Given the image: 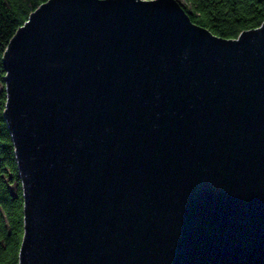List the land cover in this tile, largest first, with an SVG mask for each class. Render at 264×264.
I'll use <instances>...</instances> for the list:
<instances>
[{"label": "water", "instance_id": "95a60500", "mask_svg": "<svg viewBox=\"0 0 264 264\" xmlns=\"http://www.w3.org/2000/svg\"><path fill=\"white\" fill-rule=\"evenodd\" d=\"M0 62L17 264H264V21L47 0Z\"/></svg>", "mask_w": 264, "mask_h": 264}, {"label": "trees", "instance_id": "16d2710c", "mask_svg": "<svg viewBox=\"0 0 264 264\" xmlns=\"http://www.w3.org/2000/svg\"><path fill=\"white\" fill-rule=\"evenodd\" d=\"M47 0H0V61L16 30ZM190 20L223 39L264 21V0H184ZM3 69L0 63V80ZM4 88L0 90V264H17L23 232V200L11 137L3 118Z\"/></svg>", "mask_w": 264, "mask_h": 264}, {"label": "rangeland", "instance_id": "374dc122", "mask_svg": "<svg viewBox=\"0 0 264 264\" xmlns=\"http://www.w3.org/2000/svg\"><path fill=\"white\" fill-rule=\"evenodd\" d=\"M179 3L181 2V3H184L185 1L184 0H177ZM257 28V27H256ZM238 37V36H237ZM236 37V38H237ZM236 38H234V39H236ZM4 88V86H3V82L0 80V90H2Z\"/></svg>", "mask_w": 264, "mask_h": 264}, {"label": "bare ground", "instance_id": "6f19581e", "mask_svg": "<svg viewBox=\"0 0 264 264\" xmlns=\"http://www.w3.org/2000/svg\"><path fill=\"white\" fill-rule=\"evenodd\" d=\"M1 63V62H0ZM3 76V75H2ZM3 82V81H2ZM4 94H5V91H4ZM5 99H6V94H5Z\"/></svg>", "mask_w": 264, "mask_h": 264}]
</instances>
